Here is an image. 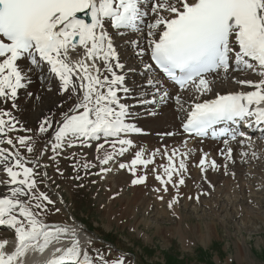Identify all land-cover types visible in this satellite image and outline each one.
<instances>
[{"label":"snow or ice","instance_id":"snow-or-ice-1","mask_svg":"<svg viewBox=\"0 0 264 264\" xmlns=\"http://www.w3.org/2000/svg\"><path fill=\"white\" fill-rule=\"evenodd\" d=\"M132 34L139 35L133 38ZM126 35L125 42L135 46L136 55L144 57L147 53L153 62L144 63L146 73L158 69L182 90L193 85L201 95L211 92L213 81L207 74L223 71L227 75L234 66L236 70L258 69L264 77V0H0V100H11L12 107H16L18 91L26 87L30 74L37 70L42 79H57L59 91L76 99L69 112L62 114L52 151L59 155L58 149L64 146L103 140L97 144V152L105 145L112 151H105L103 158L97 159L102 165L108 164L134 147L131 134L143 131L129 122L134 105L121 99V93L128 97L132 90L126 86V65L121 62L114 37ZM141 39L146 47L140 45ZM147 83L154 87V93L150 99L140 97L136 104H156L157 97L163 100L168 96L154 78H148ZM237 83L255 90L217 94L214 99L194 103L182 124L183 131L235 140L245 133L239 129L217 131L214 125L220 121L264 124V79ZM176 99L179 102L180 97ZM16 123L9 111L0 109V135H6V128L13 130ZM50 127L52 120L46 118L39 131L47 132ZM17 142L29 153L34 151L31 136L18 137ZM7 144L14 142L8 138ZM224 144L227 150L222 149L221 154L231 159L233 150L228 147V139ZM156 152L145 158L141 148L128 164H119L133 174V185L145 183L147 176L137 175V166L146 168L153 163ZM165 155L169 163L162 167L167 180L160 174L156 179L164 185H183V173L187 171L184 159L177 166L173 159L177 150ZM181 155L187 157L188 152ZM207 157L204 153L199 161L201 171L218 167L215 160L209 164ZM0 169L7 176L0 184L8 189L7 194H0V226L13 229L16 236L11 252L6 250L8 241H0V264H22L20 258L29 249L43 252L69 233V228L50 226L40 218L54 202L39 191V174L34 167L26 166L18 150L0 148ZM108 171L101 168V172ZM174 175L179 177L175 182ZM174 202L175 198L169 207ZM71 236V245L56 248L58 255L54 254L47 264H127L123 255L109 260L102 253L98 254V262L94 261L87 250L81 249L75 229Z\"/></svg>","mask_w":264,"mask_h":264},{"label":"rangeland","instance_id":"rangeland-1","mask_svg":"<svg viewBox=\"0 0 264 264\" xmlns=\"http://www.w3.org/2000/svg\"><path fill=\"white\" fill-rule=\"evenodd\" d=\"M116 38L119 41L121 39L120 37ZM127 52L131 53L130 48H126L123 54L125 55ZM134 57L136 58V56L130 55L128 61L132 62L131 59H135ZM37 72L39 73V70ZM233 73H230L232 75L226 78L230 81L225 84L223 83L221 86L224 85L226 87L234 84ZM212 87H216V83ZM43 90L51 93L53 89L45 88ZM23 91L26 92L27 88H24ZM32 94L29 93L28 97H31ZM64 95L66 96V93ZM35 99L39 101L40 97H36ZM53 99L57 100L58 98ZM137 99V97L128 99L126 102L134 105ZM66 100L67 102L57 104L56 114L62 115L69 112V105L73 101V98H66ZM33 107L31 111L34 113L37 109H33ZM7 108L13 109L12 104L8 105ZM177 109L180 110V107L177 106ZM170 110L176 111L173 107H170ZM31 114L28 113V116L25 114L17 115L16 122L18 125L15 126L13 132L10 133L7 128L5 130L10 134L9 138L15 140L14 147L21 154V157L26 162V166L34 167L39 174L37 177L39 191L45 192L54 202L47 206V209L41 213L40 218L47 223L55 222L56 224L65 223L69 225L72 224L73 218H75L80 220L82 230L85 229L87 231L86 226L89 227V233L85 230L83 231L89 236L86 245L92 249V259L95 256L98 259V254L102 253L109 260L120 255L126 256V260H129L127 264H166L168 259L172 261L176 259L179 264H264L263 187L255 186L257 192L255 197L257 199L249 200L241 197L239 195L240 192L236 193L233 189H229L226 195L230 200L228 204L225 199L226 197H220L219 200L215 196L207 197L204 193H209V191L213 190H210L207 186H203L202 188L204 189L193 192L185 189V187L183 188V185L175 187L173 183L164 185L156 179V175L164 170L162 166H166V162H169L166 161L168 160V156H165V152L171 155L172 151L176 150V142L182 139L179 129L175 128L176 131H172L154 123L153 127H158L156 130L174 133V135L170 136L166 132H155L154 137L159 140L167 137L171 141L161 143L155 140L148 147L140 141L137 148H131L128 157H125V153L122 156L118 155V161H113V165L110 167L109 164L102 165L99 159L94 158L92 151L88 153L85 147L86 144L81 146L79 143H76L72 147L64 146L58 149L59 155H56L52 151L51 144L55 142L54 134L59 126L54 129L49 139L46 138L48 131L41 133L38 130L32 136L29 132L23 131V127L19 123V119L23 118L29 119L34 123V120L30 116ZM60 117L58 116V118ZM175 119H178V116ZM134 124H138L137 127L139 128L147 127L146 125L135 123V121ZM176 126L178 127V122ZM142 130L148 132L147 129ZM133 134L143 136L138 133ZM133 134L130 135V138L134 141L135 138H132ZM144 135H147V133ZM21 136H31L33 138V152L29 153L26 147L19 145L17 140ZM102 142H97L93 149L95 150L97 144ZM141 148L145 150V156L147 157L148 155L151 157V154L158 149L159 152H156L158 155L156 154L154 160L159 159V162L154 164L156 167L149 165L146 168L144 166L140 167V169L137 167L136 174L146 175L147 179L143 184L133 185L130 184L134 178L133 174L127 168L121 169L119 164H128L134 157L135 152ZM7 149L10 152L17 151L13 148V145L9 144ZM54 155L55 159H53ZM103 155L101 153L99 157L103 158ZM197 155L195 153V159ZM164 157H166V160ZM237 157L239 155H235V159ZM176 159L179 164V161L182 159L181 153L178 152L174 157L175 163L178 166ZM183 159L188 166V171H190L192 167L189 166L190 164H187V158ZM258 160L259 158H254V162ZM248 163L249 161L241 164L240 169L243 172L244 168H247L246 165ZM86 164L88 167H85ZM105 167L110 169V171L101 172V168ZM232 167L234 166L232 165ZM230 170L224 171L222 167L220 171L224 172L219 180L228 178L227 174ZM191 172H193L192 169ZM250 177H253V173L250 174ZM1 179H7L5 173L0 175ZM164 179L167 180L165 177ZM201 180L203 184L206 183L204 178ZM219 180L218 182L220 183H216L215 188L218 186L222 190L221 193H226L227 187L230 186L227 185V181ZM175 181L177 180L173 176V182ZM229 181V183H232L230 179ZM199 182L202 183L201 181ZM192 183L195 184L193 181ZM165 186L168 189L166 192L164 191ZM134 187L136 190H134ZM156 189H160V191H156ZM193 193L202 196L207 200L206 202L217 200V204L213 208L216 216L207 211L206 202L199 204L198 201L193 200ZM215 194L220 195L217 191H215ZM58 195L63 204L59 203ZM249 195L248 193L245 194V196ZM161 196L163 197V201L162 199L161 201L158 199ZM175 196L179 198V203L175 204L176 202H174L172 207H169V202L173 201ZM130 197L134 199L130 206L131 208L126 206V200ZM186 201L187 204H185ZM56 209H59V211L57 212ZM176 211H178L179 216H182L181 221L178 220L179 216L178 214L176 216ZM223 219H225L224 222ZM77 220L76 222H78ZM211 220L214 222L215 228L211 230L209 240L207 238L205 242H202L198 236L199 232L197 229L200 225V229L204 230L203 226ZM137 221L140 222L138 223ZM3 231L9 233L11 236L15 235L12 229H5ZM177 233L179 234L177 235ZM102 238L108 240L109 243H105Z\"/></svg>","mask_w":264,"mask_h":264},{"label":"bare ground","instance_id":"bare-ground-1","mask_svg":"<svg viewBox=\"0 0 264 264\" xmlns=\"http://www.w3.org/2000/svg\"><path fill=\"white\" fill-rule=\"evenodd\" d=\"M109 30L114 31L112 29H109ZM145 31H146V29H145ZM137 35H139V34H132L133 38H136ZM114 39H115V37H114ZM127 39H128L127 35L124 38H121L120 41L118 38L115 39L117 47H118V51L120 52L121 62L126 65V68L124 70V72L126 74V86L132 90L131 94L128 97H125L123 95V93H121L122 101L126 102L128 99H133L136 97L139 99L142 96L150 99L151 95L155 91L154 87L148 85V83H147V80L150 77L154 78L157 81L158 85L160 87H162L165 91L168 92V96L165 97L163 100H160L159 97H157L158 102L156 104H149V105H140V104H136V103L134 104V106H133L134 110H131V112L134 111L135 116L132 115L130 117L129 121H131L132 123H134V121H135V123H140V124L146 125L147 127H145V128L141 127V129H147L148 130L147 135H143V136H138L136 134L132 135L133 136L132 138H135L134 139V148H137V145L140 141H142L144 144H146L145 146H147V147L151 146L155 140L157 142H161V143L171 141L167 137L163 140H159L158 138L154 137L155 132L169 133V131L156 130V129H158V127H153L154 123H156V125H158V126H162V127L166 128V129L176 131V129H177L176 123L178 122V126L180 125L181 120L183 119V116H184L183 113H186V111L189 110L190 107H192V105L194 103L203 102L204 100L214 99L217 94L224 95V94H227L230 92L253 91V90H255L253 86L246 85V84L241 85V84L237 83V81H239V80H251L253 82H258L259 80L264 79V77H262L259 74L258 69L256 71L247 70V69L236 70L235 66H234L233 70H236L237 73H234V75L232 77L234 79L233 85L226 86V87L224 85L221 86L223 83L225 84V83L230 81L229 79H226V78H229L230 75H232V74L229 73V74L225 75V73L223 71H220L219 73H215V74L207 76V78L209 80L213 81L212 85L216 83V87H212L211 92H205L202 95L200 93H198L196 91V89H190L188 94H186L185 92H179V91L174 90V86L172 84L163 83V81H160L159 74L156 73L154 71V69L151 72H147V73L145 72L143 65L145 62L149 63L148 54L146 53L144 57L137 56L136 55L137 49L135 48L134 45L127 44L125 42ZM140 45L142 47H146V42L143 39H141ZM126 48H131L130 49L131 53L127 52L124 55L123 52H125ZM81 54H82V51H81ZM130 55L136 56V58L134 57L135 59H131L132 62L128 61L130 58ZM73 58L77 59L78 57H76L74 54ZM45 75H47V74L45 73ZM25 88H27L26 92H24L23 89H20L18 91V96H17L16 101H15L16 107H13V109H9V108H7V106L12 104L13 102L11 100H9L8 102L5 103L2 100H0V109H4L6 111H9L11 113V115L13 117H15V121L17 120V115L25 114L26 116H28V113L29 114L32 113L30 116H31L32 120H34V123H33V121H31L29 119H24V118L19 119V123L23 127V131L29 132V134L32 136H34L36 134V132L39 130L40 124L42 122H44L46 118H50L52 120V127H50L48 129V133L46 136V138L49 139V137L51 138V135H52V132L54 131V129L59 126V122L63 119V115L56 114L57 104L62 103V102H67L66 98L69 99V96L67 93L65 96L64 93H61L59 91V81L57 79L52 78V77H49L47 79H42L41 75L38 74L37 72L30 74V82L27 83ZM45 88L46 89L52 88L53 90L51 93H49V92L47 93L43 90ZM29 93H33L31 97H28ZM177 96L180 97L179 102L176 99ZM36 97L37 98L40 97L39 101H37L38 99L37 100L35 99ZM56 97L58 98L57 100L53 99ZM72 98H73V101L70 102L69 109L71 108V106L73 105V103L75 102V99H76L75 96H73ZM127 103H129V102H127ZM176 105H178L180 107L181 111L174 108V106H176ZM32 107H33V109H37L34 111V113L31 111ZM170 107H173L176 111L170 110ZM176 115L178 116V119H175L177 117ZM58 116L59 117L62 116V117L58 118ZM4 119L7 120L8 117H4ZM137 125L138 124H136V126ZM28 129H30L31 131H27ZM13 130H11L10 133L13 132ZM5 132H6V130H5ZM180 134H181L182 139H180V141L176 142V144L174 143L175 148L181 154L188 152L187 157H182V155H181V157L187 158L186 159L187 164H190L189 166L192 167V168H190V171H188L189 169H187V171L183 173V177L185 180V183L183 184V188L185 187V189L191 190L193 192H197L199 189H204V188H202L203 186H207L210 190L213 189L212 191H209V193H206L207 197L208 196H215L217 200H219L220 197L221 198L226 197L225 199H226L228 204L230 203V200L227 198L228 196H226V195H227V192L229 191V189H233V191L236 193L240 192L239 195L241 197H244L247 200H249V199H255L256 198L255 195L257 194V192L255 190V186L264 188V131L263 132H256L252 135H245L244 138H239L237 140H233V139L228 140L229 141L228 147H231L233 151H232V158L227 159L228 160L227 163H226L227 160L225 159V156L221 154L220 147L218 146L217 141L212 140L211 138L195 139L193 137L184 135L182 132H180ZM6 135L7 136L0 135V140L4 141L3 143H0V148H4V147L8 148V146H6L5 142H6V139H8L10 137V134L6 132ZM224 140H222L223 141L222 145H224L223 149L226 152L227 149L225 147ZM241 141H243V143H241ZM13 142H14L13 146H15V140H13ZM96 142H98V141L91 140L85 145V147L87 146L86 151L88 153H90L92 151L94 158H97L101 153L104 154L105 151H108V152L112 151V149L108 145H105L103 150H101L100 152H97V147L95 148V150L93 149V147H95L94 145ZM240 145H241V147H240ZM130 150L131 149H129L127 152H125V154H126L125 157H128ZM178 152H177V154H178ZM203 152L208 154L207 160H208L209 164H210L211 160H215L217 165H218V167H216V168H212L210 166L206 168V170L204 171V173L202 175V176H205V178H206L205 184L199 182V181H201L202 176L200 175L199 167L197 166V161L199 159L200 153L203 154ZM195 153L198 154L196 159L194 158ZM253 153H255V155H253ZM156 154L158 155V153H156ZM235 155H239V157H237L235 159ZM117 157H119V156L116 155V158H114L113 160H110L111 162L110 161L108 162L110 167H111V165H113L112 164L113 161H118ZM129 157H132V156H129ZM148 157H149V155H148ZM148 157L145 156V158H148ZM254 158H257V159L259 158V160L257 162H254ZM164 159L166 160V157H164ZM166 161H169V160H166ZM248 161H249V163L246 165L247 168H244V172H243V170L240 169L241 164H243L244 162H248ZM259 161H261V162H259ZM157 162H159V159L154 160V162L149 164V166L156 167V165H154V164ZM176 162L178 164V160ZM168 163L166 162V166L168 165ZM92 164H94V163H92ZM232 165L234 167H232ZM137 167H139V169H140V167H142V165H139ZM222 167L224 168V171H227L229 169H231V170L227 174L228 178H224V179L219 180V178H221V176L223 175V172H224V171H220V169ZM234 168H235V170H234ZM191 169L193 172H191ZM2 172H3V170L0 169V175L2 174ZM155 173H156V171H155ZM252 173H253V177H250V174H252ZM160 174L167 179L166 175L164 174V170ZM247 174H249V175H247ZM244 176H246V177L244 178ZM178 178H179L178 176L174 175L175 180H178ZM246 178H247V180H246ZM229 179L232 181V183H229L230 182ZM218 180L224 181V182L227 181V185L230 187H227L226 193H221L222 190L218 186L215 188V184L220 183V182H218ZM192 181L195 184H193ZM214 188L217 190H215ZM134 190H136L135 187H134ZM7 191H8V189L6 187H4L2 184H0V194H7ZM215 191L220 193L221 196L215 194ZM246 193H248L250 195L245 196ZM196 194L197 193H193V196ZM143 198L145 199V197H143ZM158 199L161 201L160 198H158ZM133 200H134L133 197L132 198L130 197L129 199H127L126 200V206L130 207L133 203ZM217 200H215L213 202H206L207 200H205L202 196H200L198 202H199V204L201 202L202 203L206 202L205 205L207 207L206 208L207 211H210V213H212V214H214V216H216V212H215V210H213V208L217 204ZM127 201H128V203H127ZM139 201H138V203H139ZM155 201H156V199H155ZM162 201H163V199H162ZM175 202H176V200H175ZM178 203H179V201H178ZM256 203H258V202H256ZM185 204H187V201L185 202ZM196 209H198V208H196ZM199 209H201V208H199ZM177 212L178 211H176V216L178 214ZM125 214L127 215V213H125ZM212 214H211V216H212ZM178 216H179V214H178ZM178 220L181 221L182 216H179ZM224 220L225 219H223V222H224ZM75 223H78V222H75ZM75 223L73 225H69V224H65V223L56 224L55 222L54 223H46L50 226H61V227L67 226L69 228V233L61 235L59 240H54L43 252H39L37 250L29 249L28 252L25 254V256L20 258L22 261V264H47V261L50 260L54 254L58 255V253H55L56 248L63 249V248L69 247L71 245V241L73 239V237L71 236V230L72 229L76 230V238L79 239V241H80L81 249L84 250V248H85L88 251L89 256L91 257V255H93L92 249L90 247H87V245H86V242H87L86 240L88 239V234L86 232H84L81 228H79L78 224H75ZM5 227L9 228L7 226H5ZM203 227H204V230H201L200 225H199V228L197 230L199 232L198 236L200 237L201 241L205 242L206 241L205 239L208 238V240H209L211 230L215 228V224L211 220V221L207 222L206 225ZM179 233H177V235ZM3 240L8 241V244L6 245V250L8 252H11L15 249V245H16V236L15 235L11 236L9 233H7L3 230H0V241H3ZM124 257L126 258V256H124ZM93 260L97 261L98 259H96V256H95V258ZM128 261L129 260H126V262H128ZM66 264H70V262H66Z\"/></svg>","mask_w":264,"mask_h":264},{"label":"trees","instance_id":"trees-1","mask_svg":"<svg viewBox=\"0 0 264 264\" xmlns=\"http://www.w3.org/2000/svg\"><path fill=\"white\" fill-rule=\"evenodd\" d=\"M173 261H175V260H173ZM173 261H166V264H173Z\"/></svg>","mask_w":264,"mask_h":264}]
</instances>
